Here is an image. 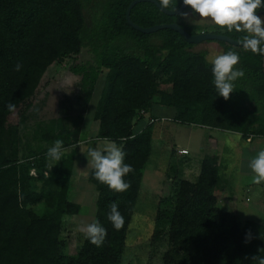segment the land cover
<instances>
[{
    "label": "trees",
    "instance_id": "1",
    "mask_svg": "<svg viewBox=\"0 0 264 264\" xmlns=\"http://www.w3.org/2000/svg\"><path fill=\"white\" fill-rule=\"evenodd\" d=\"M132 1L0 0V264H121L152 152L153 128L161 118L169 119L153 112L158 120L136 129L135 115L146 118L155 111V98L173 109L172 121L238 132L244 139L264 137V55L220 41L239 54L235 67L244 72L225 100L213 83L207 52L194 50L196 44L172 28L153 33L134 28L126 17ZM182 2L173 0L176 9ZM131 18L142 27L177 22L190 34L207 30L150 1L138 2ZM209 31L238 40L247 35L227 28ZM64 58L72 60L69 69L81 77L78 97L84 108L106 73L96 112L97 138L115 141L134 169L124 177L128 190L116 192L90 168L88 180L98 192L94 221L107 235L99 247L84 236L77 255L64 253L61 232L64 217L81 210L70 194L83 130L78 126L66 133L67 126H55L25 152L21 138L29 110L48 85L47 72ZM17 63L22 64L19 71ZM9 103L15 105L11 111ZM57 139L63 141L59 162L47 156ZM218 159L205 154L197 179L178 182L173 210L166 212L169 248L163 264H258L252 257L264 256V223H241L218 204ZM112 202L124 217L120 230L108 220Z\"/></svg>",
    "mask_w": 264,
    "mask_h": 264
},
{
    "label": "rangeland",
    "instance_id": "2",
    "mask_svg": "<svg viewBox=\"0 0 264 264\" xmlns=\"http://www.w3.org/2000/svg\"><path fill=\"white\" fill-rule=\"evenodd\" d=\"M186 13L188 18L185 19L190 24L207 30L226 29L215 25L210 19L201 20L197 13ZM205 47L213 51L219 48L214 43H203L195 49ZM71 63V59L64 58L60 64L49 69L44 79L49 81L48 85L42 89L29 110L28 120L21 128V138L25 152L30 146L39 145L40 137L55 126H67L66 133L73 132L78 126L83 130L81 141L76 146L78 160L70 194L71 199L81 204V210L78 214L64 217L61 232L64 253L77 255L84 239L79 228L95 220L97 209L98 192L88 180L91 166L88 164L90 157L87 158V152L89 148L103 150L115 141L97 138L99 120L96 112L105 86L106 73H101L90 104L84 108L78 97L81 77L69 69ZM162 78L161 74L157 79L159 86ZM158 104L159 98H155V111L148 113L146 118H140L139 113L134 117L137 122L136 129L144 128L153 112L170 120L157 121L153 128L152 152L145 169L136 213L129 226L121 264H163V254L169 248V222L166 212L173 210L178 182L182 178L192 181L197 179L203 155L207 151H214L211 147L206 150L207 136L213 130L214 133L221 130L210 131L196 123L172 121L173 109ZM160 124L163 125L162 139H159L157 132ZM224 133L226 132L221 131L217 134L222 137ZM226 134H230L229 137H224L230 150L222 152L224 159L219 166L220 178H225L226 184L220 182L216 191L218 204L221 208L232 210L241 223L248 219L264 223V182L254 187L255 189L250 188L254 173L249 171L248 158L255 156L256 152L244 148L245 141L235 133ZM182 148H186L189 154H180L179 150ZM218 150L217 153L220 151ZM238 156L241 159L239 163ZM32 174H35L34 169Z\"/></svg>",
    "mask_w": 264,
    "mask_h": 264
},
{
    "label": "clouds",
    "instance_id": "3",
    "mask_svg": "<svg viewBox=\"0 0 264 264\" xmlns=\"http://www.w3.org/2000/svg\"><path fill=\"white\" fill-rule=\"evenodd\" d=\"M159 3L164 9L175 10L177 6L173 4V0H159ZM183 3L190 6L201 20L210 19L215 25L227 28L229 32L235 29L237 32L247 33L241 40L243 48L264 55V19L256 14L258 9L264 7V0H183ZM181 15L188 18V13ZM239 60V54L232 50L216 54L209 60L212 64L213 83L219 96L225 100L230 98V94L235 89L234 81L244 76L243 70L235 67ZM21 68L22 64L15 65L16 71ZM7 108L11 111L15 105L9 103ZM62 155L63 141L57 139L48 149L47 156L59 162ZM88 157H90L88 164L94 170V176L99 182L116 192L128 190L130 183L126 182L124 177L134 169L130 164L125 163V152L120 147L112 143L103 150L89 148ZM249 168L254 173L253 183L264 182V148L250 159ZM109 208L108 220L116 230H120L124 226V217L119 212L117 203L112 202ZM79 231L97 247L102 246L107 235L106 229L99 221L81 225ZM250 238L249 233L246 240ZM252 259L257 260L258 264H264V256L254 255Z\"/></svg>",
    "mask_w": 264,
    "mask_h": 264
},
{
    "label": "crops",
    "instance_id": "4",
    "mask_svg": "<svg viewBox=\"0 0 264 264\" xmlns=\"http://www.w3.org/2000/svg\"><path fill=\"white\" fill-rule=\"evenodd\" d=\"M188 11H190L192 14H195L194 12H193V10L191 9V10H188ZM187 11V12H188ZM205 31H208V32H212V31H209V30H205ZM203 43H214L215 45H217V46H219V48L217 49V50H211V49H208V48H200V49H195V47L196 46H198L199 44H203ZM199 44H196L195 45V47H194V50H196V51H201V50H204V51H206L207 52V58H208V60H210V58L211 57H213L214 55H216V54H220V53H225V52H227V51H229V50H231V49H228V46H225V45H223V44H221V42L220 41H218V40H208V41H204V42H202V43H199ZM211 48H215V47H211ZM161 116H163V115H161ZM202 126V125H201ZM203 128H207V129H209L210 131L211 130H213V129H218V128H211V127H208V126H202ZM220 130V129H219ZM162 131H163V125H161V126H159V128L157 129V132L159 133V139H162ZM221 131H223V132H226V133H235L236 135H238V137L240 138V139H242L243 141H245V145L243 146L244 148H246L247 150H249V149H253V152H256V154L258 153V151L260 150V149H262V148H264V144L262 145V143L264 142V137H256V138H252V139H244L242 136H241V134L240 133H238V132H231V131H226V130H220V131H217V133L218 132H221ZM213 132V133H212ZM217 133H214V130L213 131H211V132H209V134H208V136H207V141H208V145H207V147H206V150H208L209 149V147H211L214 151H209V152H211V153H214V152H216V150H218L219 151V153H217L216 152V154L218 155V157H219V161H218V165L219 166H221V164H222V160L224 159V156H222V152L223 153H225L226 152V150H230V148L228 147L229 145H227V142H226V139H224V137H229V135L230 134H226V133H224L223 135H222V137L221 136H219V134H217ZM226 135V136H225ZM231 144H233V143H231ZM231 144H230V146H231ZM222 146V147H221ZM254 150H256V151H254ZM208 151L205 153V154H207V153H209ZM189 154V153H188ZM204 154V155H205ZM204 155H203V157H204ZM238 158V163H239V159H240V157L238 156L237 157ZM243 159H242V163H241V165H243V161H244V157H242ZM252 157H249L248 159H249V161H250V159H251ZM241 160V159H240ZM220 169V168H219ZM90 170V169H89ZM251 169H249V171H250ZM221 171V170H220ZM88 173H89V171H88ZM251 173V172H250ZM221 179V178H220ZM225 178H223L222 180H221V182H224V184H226L225 183ZM262 184V183H261ZM261 184H255V183H253V181H251V184H250V188H252V189H255L254 187H256L257 185H261ZM249 188V187H248ZM217 195V194H216Z\"/></svg>",
    "mask_w": 264,
    "mask_h": 264
},
{
    "label": "water",
    "instance_id": "5",
    "mask_svg": "<svg viewBox=\"0 0 264 264\" xmlns=\"http://www.w3.org/2000/svg\"><path fill=\"white\" fill-rule=\"evenodd\" d=\"M142 1H150L155 3L163 12H165L168 15H177V14H181L183 13L187 6L184 5V3L182 2L181 6L176 9V10H172V9H164L158 0H133L126 12V17L128 22L136 29L140 30L141 32L144 33H153L156 32L160 29H164V28H172L178 32H180L184 38L189 42V43H194V44H199L202 43L204 41H208V40H218V41H225L228 42L234 46H239V47H243L241 44V40L238 39H234L229 35L223 34V33H214V32H208V31H203L200 32L198 34H190L184 27H182L179 23L177 22H173V23H163V24H156L153 26H149V27H142L138 24H136L132 18H131V10L132 8L138 3V2H142Z\"/></svg>",
    "mask_w": 264,
    "mask_h": 264
},
{
    "label": "built area",
    "instance_id": "6",
    "mask_svg": "<svg viewBox=\"0 0 264 264\" xmlns=\"http://www.w3.org/2000/svg\"><path fill=\"white\" fill-rule=\"evenodd\" d=\"M141 114H144V111H142ZM157 120H158L157 118L155 119V118L151 117L149 123H152V122L157 121ZM161 120L165 121V120H167V118H161ZM149 123H147V124H149ZM179 153L183 154V155H186V154L189 153V151L186 148H182V149L179 150Z\"/></svg>",
    "mask_w": 264,
    "mask_h": 264
},
{
    "label": "flooded vegetation",
    "instance_id": "7",
    "mask_svg": "<svg viewBox=\"0 0 264 264\" xmlns=\"http://www.w3.org/2000/svg\"><path fill=\"white\" fill-rule=\"evenodd\" d=\"M256 14L259 15L262 19H264V9L256 11Z\"/></svg>",
    "mask_w": 264,
    "mask_h": 264
}]
</instances>
